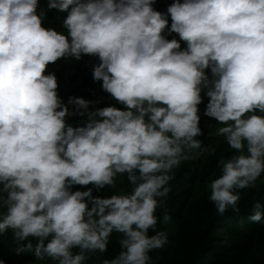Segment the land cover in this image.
I'll return each instance as SVG.
<instances>
[{
    "label": "clouds",
    "instance_id": "clouds-1",
    "mask_svg": "<svg viewBox=\"0 0 264 264\" xmlns=\"http://www.w3.org/2000/svg\"><path fill=\"white\" fill-rule=\"evenodd\" d=\"M155 3L47 0L67 13L61 32L44 26L39 0H0V235L27 241L18 253L35 240L36 260L84 264L118 233L121 250L103 264H151L168 243L156 213L173 170L207 150L205 97L233 150L210 183L218 213L239 211L240 190L264 174V0H174L166 13ZM84 55L98 57L93 79L123 108L64 103L49 65ZM124 175L127 190L93 194ZM248 219L264 220V204Z\"/></svg>",
    "mask_w": 264,
    "mask_h": 264
},
{
    "label": "trees",
    "instance_id": "trees-1",
    "mask_svg": "<svg viewBox=\"0 0 264 264\" xmlns=\"http://www.w3.org/2000/svg\"><path fill=\"white\" fill-rule=\"evenodd\" d=\"M41 11H46L44 26L55 28L64 32L62 20L67 13L56 16V10H47V0H39ZM174 0H156L154 8L162 13L167 12V8ZM183 2V0H181ZM171 19L169 16V27ZM170 39H178V34L172 33ZM182 47L186 45L182 42ZM68 59L62 58L55 64H50L48 71L54 72L58 80L65 85L76 81L80 77L75 90L80 97L87 100L96 101L95 107L115 105L123 108L109 94L101 88L102 81H94V66L100 61L96 56L84 55L77 63L83 68V72L72 70ZM210 75V73H209ZM200 107L203 135L197 137L206 144L207 150L202 155L203 167L209 176V181L221 175V166L218 160L221 157L227 158L233 154L225 142L223 136H217L216 131L220 126L215 120L211 125L203 126L205 102ZM69 122H77L79 117H69ZM214 150V152H213ZM199 151V150H197ZM197 158L182 162L179 168L173 170V179L169 182L171 191L165 198L164 208L157 209L158 230L167 233L168 243L161 249L153 250L150 253L151 264H264V220L252 222L248 217L252 214V209L257 202L264 204V174L252 187L240 190V199L237 202L239 211L229 208L223 215L219 214L215 204L210 200L211 188L201 189L192 192V185L195 181ZM79 188L80 186H76ZM92 187V185H89ZM121 191L127 190L129 184L127 176H123ZM86 190V189H82ZM117 188L94 191V195L110 196L119 192ZM165 216L169 219L165 220ZM150 234L154 235L150 230ZM120 235L113 233L108 244L106 253H90L84 264H103L104 260L112 259L121 249L119 245ZM31 239V238H30ZM27 241L18 242L13 238L11 230L4 235H0V261L7 264L12 258V251H16ZM33 254L35 250V240H32Z\"/></svg>",
    "mask_w": 264,
    "mask_h": 264
},
{
    "label": "rangeland",
    "instance_id": "rangeland-1",
    "mask_svg": "<svg viewBox=\"0 0 264 264\" xmlns=\"http://www.w3.org/2000/svg\"><path fill=\"white\" fill-rule=\"evenodd\" d=\"M54 13L56 14V16L64 14L57 10ZM46 18H48V16ZM165 35L168 39H170L173 36L172 33L168 34L167 30L165 31ZM68 60H69L68 62L70 63L72 70H78L79 73L83 72V69H82L83 67L77 63L76 59H68ZM80 79H81L80 77H77L76 81L70 83L69 85H65L63 81L58 80V84H59L58 93L60 97L63 99L64 103H67L68 98L70 96L80 97L78 92L75 90V86L78 84ZM207 102L208 100L205 102V106ZM69 108L71 110V105H69ZM204 120L205 122L203 126H208L209 124L211 125L213 121V119L208 118L206 116L204 117ZM202 146L206 147V144L203 143ZM196 158H197V163L195 164L196 166L195 181H194V184L192 185V189H191L192 192H198L201 189L208 188L210 186L209 176L206 173V168L203 167V157L202 155H200V156H196ZM122 181H123V176L118 177L116 180L115 188H117L120 191L122 189L121 187ZM12 252H13L11 254L12 258L8 259L7 264H54V262H52L49 259L36 260L34 253L28 254L26 251L20 252V253H18V251L17 252L12 251Z\"/></svg>",
    "mask_w": 264,
    "mask_h": 264
}]
</instances>
